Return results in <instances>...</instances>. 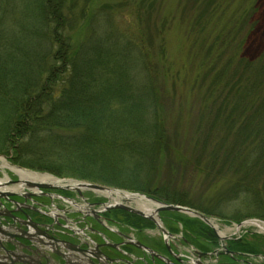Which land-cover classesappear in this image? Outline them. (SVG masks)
I'll list each match as a JSON object with an SVG mask.
<instances>
[{"label": "trees", "instance_id": "16d2710c", "mask_svg": "<svg viewBox=\"0 0 264 264\" xmlns=\"http://www.w3.org/2000/svg\"><path fill=\"white\" fill-rule=\"evenodd\" d=\"M18 1L22 7L15 34L6 36V30L0 29V50H16L12 58L0 56V129H7L5 134L0 132L5 135L0 138V151L9 153L14 148L15 163L30 169L154 193L164 202L186 205L168 188H145L156 171L157 152L167 141L150 21L133 33L114 25L108 5L92 12L95 0H85L80 12L77 0L68 6L66 0ZM226 53L218 55L219 61L203 75H213V87L226 84V103L218 105L215 119L226 115L229 133L241 121L227 155L241 160L239 168L244 167L248 176L225 193L234 192L243 180L252 192L245 198L257 200V178L249 174L256 167L251 169V161L259 163L257 156L263 159L264 155L259 132L264 130V52L256 60L227 58L221 66ZM255 97V107L245 108ZM253 134L258 143L244 146ZM20 141L34 153L24 154L26 148L16 146ZM256 214L232 219H264V204ZM176 215L196 235L198 245L199 238L212 237L213 230L202 220ZM137 219L136 223L148 225L146 219ZM242 244L243 250L258 248L255 241Z\"/></svg>", "mask_w": 264, "mask_h": 264}, {"label": "rangeland", "instance_id": "374dc122", "mask_svg": "<svg viewBox=\"0 0 264 264\" xmlns=\"http://www.w3.org/2000/svg\"><path fill=\"white\" fill-rule=\"evenodd\" d=\"M77 1L79 11L85 0ZM72 3L73 0H66L67 6ZM142 3V0H95L92 12L97 13L104 5H108L113 11L114 25L123 30L129 29L133 33L150 21L151 32L154 35L151 51L160 71L158 82L162 92L161 111L164 116L167 141L157 152V168L149 176V183L145 188L149 191L168 188L169 191H174V195L182 196L186 202L184 206L205 213L207 216L209 214L205 211L215 212L209 215L210 219L220 223L221 229L226 230L228 236L225 235V231V236L222 237L221 232L202 221L215 231L212 237L225 238L227 241L235 240L239 246H243L242 243L255 241L258 248L245 249L264 251V232L257 225L258 221H262L261 224L264 225V219L258 217L259 219L256 220V216L245 218L243 221L251 222L240 227L239 222L232 219L236 215L242 217L257 215L256 212L264 204V155L262 159L260 154H257L260 162L253 159L250 165L251 169L256 166L249 175L257 178L260 189L255 196L258 201L245 198L251 191L247 190L243 180L234 192L226 195L225 191L231 184L248 176L246 175L248 171L244 167L239 168L241 160H232L227 155L233 149L232 144L237 139V127L241 121H238L233 131L229 133L225 130L226 115L215 119L218 105L226 103L223 101L226 84L221 82L213 87L210 85L213 75H203L214 65V62L219 61L220 54L225 50L227 53L224 55L225 59L223 58L219 63L221 66L225 64L227 58L235 57L238 61L240 57L245 56L250 60H256L263 54L264 0H145L144 6L139 10ZM20 7L22 6L18 0H0V29L6 30V36L15 34L18 28L17 18ZM110 17L106 16L107 21ZM12 49L0 50V56L8 55L12 58L16 54V50ZM256 100L257 97L251 101L249 99L245 108L253 109ZM212 101L215 102L214 106ZM7 113L12 115L11 112ZM1 128L0 132L4 131L5 134L7 129L2 126ZM259 132L260 139L264 138V130ZM4 134H0L1 139L5 137ZM24 143L20 141L16 146L26 148L24 154L30 156L34 151ZM257 143V138L253 134L247 137L244 146ZM2 148L0 146V149ZM8 151L9 153L0 151V156L16 164L14 159L17 154L14 148ZM248 153L249 149L244 154ZM21 154L24 156L23 152ZM6 174L11 179L19 178L10 168L4 170L0 168V178H5ZM74 178L77 181L108 186ZM108 187L131 194L142 193L132 189ZM89 196L106 198L107 195L97 192ZM259 197L263 199L260 200ZM179 221L176 219L174 222L178 224ZM178 225L180 234L185 233L184 226L182 227L180 223ZM145 232L153 236L158 231L147 229ZM239 246L238 248L243 249Z\"/></svg>", "mask_w": 264, "mask_h": 264}, {"label": "flooded vegetation", "instance_id": "af4514ba", "mask_svg": "<svg viewBox=\"0 0 264 264\" xmlns=\"http://www.w3.org/2000/svg\"><path fill=\"white\" fill-rule=\"evenodd\" d=\"M18 182L20 177L9 178L6 184ZM27 183L23 191L0 189V264H264V251L243 250L235 240L201 237L198 245L179 212L148 218L151 230L158 221L165 229L153 237L144 222L136 226L133 212L107 197L89 196L95 190Z\"/></svg>", "mask_w": 264, "mask_h": 264}, {"label": "bare ground", "instance_id": "6f19581e", "mask_svg": "<svg viewBox=\"0 0 264 264\" xmlns=\"http://www.w3.org/2000/svg\"><path fill=\"white\" fill-rule=\"evenodd\" d=\"M16 165H17V163L16 164L10 163L4 156H0V168L3 170H4V168H10L21 179V182L15 183V185H13V186L11 185V187H8L7 186L8 184H6V183L9 181V175L6 174L5 178H0V189L1 190H10L9 188H11V189L23 191L27 187V186H25L26 184H23L25 182H38V183H42V184H49V185L54 186V187H61V186L65 187V186H67V187H70L74 190L77 189V187H83L80 184L81 181L75 180L74 177L68 176L67 178H62V177H58L52 173L50 174L48 172H44V173L43 172H34L32 170L27 169L26 166H22V167H26V168H22V167L16 166ZM97 192H100V191H97ZM100 193H104L105 195H107L109 200H114V201H111L113 203H121L123 201H126L127 203H132V204H134L135 207H137L138 209L143 211L146 215H150V216L153 215L154 217L156 216V211H157V208L159 206V203L155 202V199L157 201H162L159 198H157L156 197L157 195L154 193H143V192L137 193L136 192V193L131 194L128 192H123L120 190H113V189L105 190V191H102ZM166 203H168V202H166ZM180 205H182V204H180ZM55 206H57V205H53V207H55ZM133 213L134 214H132L133 215L132 217L135 218L136 221L138 220L136 216L142 217V215H139L137 212H133ZM203 214H205V213H203ZM191 218H194V217L192 216ZM256 218H258V217H255V219ZM210 221L212 224H209V225L214 227L216 231L221 232V235H223L222 237H224L225 235L228 234L226 230L223 231L221 229L220 223H218L217 221H214L213 219H210ZM247 221L251 222L249 220H247ZM150 222H152V221H149V219H148L147 220L148 225L145 226L149 230L152 229V227L149 225V224H151ZM242 222H244V221H241L240 223H242ZM160 223L161 222L158 221L159 225H157V228H155V229H157L159 231L164 230V232H165L163 225H161ZM182 225H183V223H182ZM257 225L260 226L259 221L257 222ZM137 226L144 227L141 225L140 222L137 224ZM260 228L264 232V225L260 226ZM186 230H188V229H186ZM225 231H226V233H225ZM213 232L215 233V231H213ZM224 233H225V235H224ZM222 239H225V238H222Z\"/></svg>", "mask_w": 264, "mask_h": 264}, {"label": "water", "instance_id": "95a60500", "mask_svg": "<svg viewBox=\"0 0 264 264\" xmlns=\"http://www.w3.org/2000/svg\"><path fill=\"white\" fill-rule=\"evenodd\" d=\"M27 184H28V187H50L48 185L37 184V183H30V182L27 183ZM80 184L84 188H88V189H92V190L100 191V192L111 189L108 186H103V185H99V184H95V183H89V182H84V181H81ZM5 194H8V193H5ZM155 202L159 203V206H158L156 212H160V211H164V210L180 212V213L187 214L189 216L198 217V218L202 219L203 221H205L206 223L212 224L211 221H210V218L208 216H206L203 213H201V212H199L197 210H194V209H192L190 207L183 206V205H179V204L163 203V202L157 201L156 199H155ZM118 206L119 207H122L123 209H126L128 211H131V212H137L139 215H142L144 217H147V218H150V219H153L154 218V217H152L150 215H146L143 211H141L137 207L128 206V205L127 206L126 205H118ZM245 223L246 222L239 223L238 226L240 227V226H242ZM259 224H260V222H259ZM6 241L9 242V243H11V244H15V241L14 240L6 239Z\"/></svg>", "mask_w": 264, "mask_h": 264}]
</instances>
